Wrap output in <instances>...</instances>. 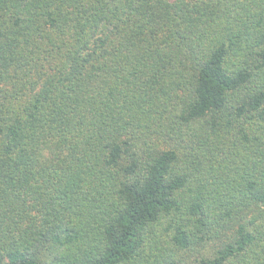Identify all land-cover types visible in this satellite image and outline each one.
<instances>
[{
  "label": "trees",
  "instance_id": "trees-1",
  "mask_svg": "<svg viewBox=\"0 0 264 264\" xmlns=\"http://www.w3.org/2000/svg\"><path fill=\"white\" fill-rule=\"evenodd\" d=\"M0 264H264V0H0Z\"/></svg>",
  "mask_w": 264,
  "mask_h": 264
}]
</instances>
